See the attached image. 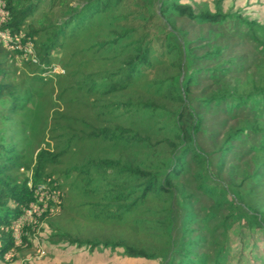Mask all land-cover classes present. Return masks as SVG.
I'll use <instances>...</instances> for the list:
<instances>
[{"label":"trees","instance_id":"16d2710c","mask_svg":"<svg viewBox=\"0 0 264 264\" xmlns=\"http://www.w3.org/2000/svg\"><path fill=\"white\" fill-rule=\"evenodd\" d=\"M71 1L3 0L35 61L0 41V260L44 186L96 225L55 232L72 247L264 264V23L224 0Z\"/></svg>","mask_w":264,"mask_h":264},{"label":"rangeland","instance_id":"374dc122","mask_svg":"<svg viewBox=\"0 0 264 264\" xmlns=\"http://www.w3.org/2000/svg\"><path fill=\"white\" fill-rule=\"evenodd\" d=\"M197 1L212 3L214 0ZM71 2L73 6L79 4L76 0ZM223 2L226 11L230 9L241 11L250 18L264 23V0H224ZM2 7L0 0V41L9 45L11 41L9 34L1 30L7 18ZM18 48L24 49L19 45ZM28 58L29 55L23 54L18 58V66L22 59ZM53 72L61 73L62 70L55 67ZM35 196L37 202L32 204L26 215L15 224L19 250L9 253L5 259L0 260V264H159L157 261L126 257L122 254V250L111 252L99 249L90 253L86 249H78L60 242L61 239L55 236L57 231L85 240L91 239L97 231L93 221L84 216L83 209L78 207L82 202L78 190L64 188L61 192L45 189L37 191ZM24 229L29 230L24 231ZM116 234V230L103 227V235H107L108 238ZM23 235L27 237V243H22Z\"/></svg>","mask_w":264,"mask_h":264},{"label":"built area","instance_id":"2783aa9c","mask_svg":"<svg viewBox=\"0 0 264 264\" xmlns=\"http://www.w3.org/2000/svg\"><path fill=\"white\" fill-rule=\"evenodd\" d=\"M2 1V8H3V10H4V7H5V5H4V2H3V0H1ZM5 11V10H4ZM6 13V12H5ZM6 16H7V13H6ZM6 20V19H5ZM5 22V21H4ZM4 32V31H3ZM6 33H8L9 34V32H6ZM9 37H10V44L8 45V44H5L4 42V44H5V46H7V47H9L10 49H18V50H22V49H19L18 48V45H13V44H11L12 43V38H11V36H10V34H9ZM20 39L21 38H16L15 39V41L17 42V43H19V41H20ZM19 46H21V45H19ZM24 54H26V55H29V58H32L33 60L35 59V57H34V50H33V44L32 43H28L25 47H24ZM35 61V60H34ZM46 189V187H44V186H41V187H39L37 190H36V192L37 191H44ZM35 192V193H36ZM29 211V210H28ZM26 215V214H25Z\"/></svg>","mask_w":264,"mask_h":264}]
</instances>
